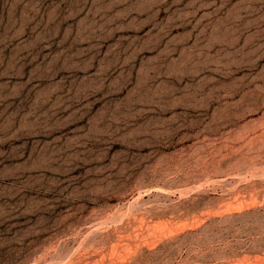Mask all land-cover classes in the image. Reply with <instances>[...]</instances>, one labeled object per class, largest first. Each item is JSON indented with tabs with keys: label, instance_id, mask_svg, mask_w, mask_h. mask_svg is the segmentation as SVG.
<instances>
[{
	"label": "rangeland",
	"instance_id": "1",
	"mask_svg": "<svg viewBox=\"0 0 264 264\" xmlns=\"http://www.w3.org/2000/svg\"><path fill=\"white\" fill-rule=\"evenodd\" d=\"M0 264H264V0H0Z\"/></svg>",
	"mask_w": 264,
	"mask_h": 264
}]
</instances>
